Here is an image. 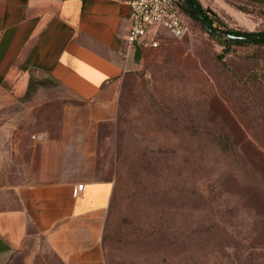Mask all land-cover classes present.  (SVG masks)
<instances>
[{
    "label": "rangeland",
    "instance_id": "1",
    "mask_svg": "<svg viewBox=\"0 0 264 264\" xmlns=\"http://www.w3.org/2000/svg\"><path fill=\"white\" fill-rule=\"evenodd\" d=\"M198 2L221 30L264 32V5ZM224 46L193 20L182 39L162 31L102 108L47 80L32 79L27 97L0 85V188L112 181L108 264H183L170 250L175 240L185 264H209L203 251L232 225L237 245L223 255L264 264V46L230 45L222 60L231 72L217 61ZM220 137L231 154L214 146ZM192 156L203 169L190 174ZM220 158L232 160L225 182Z\"/></svg>",
    "mask_w": 264,
    "mask_h": 264
},
{
    "label": "crops",
    "instance_id": "2",
    "mask_svg": "<svg viewBox=\"0 0 264 264\" xmlns=\"http://www.w3.org/2000/svg\"><path fill=\"white\" fill-rule=\"evenodd\" d=\"M129 1L0 0V85L23 95L31 76L107 107L139 62L141 49L125 44ZM112 190L110 180L89 179L0 188V264H106Z\"/></svg>",
    "mask_w": 264,
    "mask_h": 264
},
{
    "label": "trees",
    "instance_id": "3",
    "mask_svg": "<svg viewBox=\"0 0 264 264\" xmlns=\"http://www.w3.org/2000/svg\"><path fill=\"white\" fill-rule=\"evenodd\" d=\"M229 1L250 4V3L237 1V0H229ZM178 4H179V7H180L181 11L184 14H186L188 16V18H189V28L191 27V20L197 22L199 24V26L201 27V25L198 22V20L192 15V11L196 9L202 15V17L205 19L206 25L209 28H212L214 30H217V31H220V32H223V33H228L230 35H236V36H245V37L246 36H264V32L251 33V32H242V31L231 30V29H223V30H221V29L217 28L216 26H214L213 18H211V16H209L208 11L206 9H204L200 5L198 0H178ZM251 5H255V4H251ZM238 9L243 10L241 8H238ZM205 33H207V32L205 31ZM208 35H210V34H208ZM210 36L214 37L216 39H223V41L225 43V46L223 48L222 54L217 56V61L225 69H227V67H226V64L224 63V61L222 60V58H223L224 55H226L229 52V50H230L229 46L230 45H233V44L234 45L253 44V45L264 46V40L240 41V40L225 39V38L216 37V36H213V35H210ZM228 71H230V70H228ZM32 79L33 78L30 76L26 91L24 93V96H26V97L29 96V94L31 93V91H30V83H31ZM248 79H249V75L247 76V80ZM213 143H214V146L218 150L221 149L224 152L228 151L229 154H231V152H232L231 150H234V145L228 139L226 141H223L222 137H220V138L215 139V141H213ZM231 161L232 160L221 159V158L218 159V162L220 164L224 163V164H226L228 166L227 167V171H225L224 173H221L220 176L218 177L219 178V182H225L226 179H229V177L231 176V171L234 173V170L231 168V164H230ZM188 165L190 167V171H189L190 174H193L195 172V167L203 169V162H202L201 158H199V157H193L192 156L190 158V160H189ZM207 180H210V179L207 178ZM241 180L242 181H246V180H243V179H241ZM207 183L208 184H213L215 182L208 181ZM215 184H217V182ZM111 211H112V208H111L110 203H109L108 212H107L108 213V218H109V216L111 214ZM109 212H110V214H109ZM233 226L234 225L229 227L230 229L227 230L226 234L224 233L221 238L217 239V244L214 245L213 249L210 252L207 251V250L203 251L202 256L203 257H208L207 260L209 261V264H232V262L229 260V257L226 256V255H223V250L234 249L236 247V245H237L236 242L234 241L233 235L230 233V230L234 229ZM217 231H220V229H217ZM104 232H105V224H104V230H103V234H102V240H103V237H104ZM232 232L234 233V230ZM163 240H164V237L162 235L159 236V238L157 240V245H163ZM102 247H103V251H104L106 264H108V261H107V258H106V252H105V248H104L103 244H102ZM170 250L174 253L173 255L175 256V258L181 257V259H178V262L181 261V260L184 261L183 264L191 262L190 259L188 261V257H189L188 254H187V252L184 250V248L182 247V245L178 241H176V240L174 241V244L171 246ZM179 250H181L182 252H179ZM201 251H202V247H199V252H201Z\"/></svg>",
    "mask_w": 264,
    "mask_h": 264
},
{
    "label": "built area",
    "instance_id": "4",
    "mask_svg": "<svg viewBox=\"0 0 264 264\" xmlns=\"http://www.w3.org/2000/svg\"><path fill=\"white\" fill-rule=\"evenodd\" d=\"M128 6V48L155 49L162 41V31L178 40L190 32L189 18L181 11L178 0H131ZM82 188V184L75 185L72 197L76 198Z\"/></svg>",
    "mask_w": 264,
    "mask_h": 264
},
{
    "label": "water",
    "instance_id": "5",
    "mask_svg": "<svg viewBox=\"0 0 264 264\" xmlns=\"http://www.w3.org/2000/svg\"><path fill=\"white\" fill-rule=\"evenodd\" d=\"M192 15L198 20L201 27L210 35L216 36V37H224L226 39L230 40H240V41H254V40H264V36H236V35H230L228 33H223L217 30H214L212 28H209L206 25L205 19L202 17V15L198 12V10H193Z\"/></svg>",
    "mask_w": 264,
    "mask_h": 264
}]
</instances>
